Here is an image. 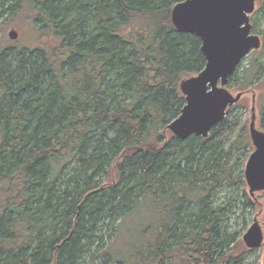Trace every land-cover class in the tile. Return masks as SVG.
I'll return each instance as SVG.
<instances>
[{
    "label": "trees",
    "instance_id": "1",
    "mask_svg": "<svg viewBox=\"0 0 264 264\" xmlns=\"http://www.w3.org/2000/svg\"><path fill=\"white\" fill-rule=\"evenodd\" d=\"M180 1L0 0V264L244 257L225 250L212 197L244 178L231 161L248 132L228 141L238 102L206 137L166 129L180 81L205 65L200 39L171 23ZM26 24L35 44L6 37ZM258 117L264 129V93Z\"/></svg>",
    "mask_w": 264,
    "mask_h": 264
},
{
    "label": "water",
    "instance_id": "2",
    "mask_svg": "<svg viewBox=\"0 0 264 264\" xmlns=\"http://www.w3.org/2000/svg\"><path fill=\"white\" fill-rule=\"evenodd\" d=\"M256 0H183L172 7L173 27L195 34L201 41L204 67L194 75L182 79L179 91L185 104L180 114L166 129L176 138L190 135L206 137L220 123L229 106L237 103L243 92L232 93L228 80L241 60L252 50L259 49L261 39L252 33L250 14ZM15 29L8 31L9 40H16ZM255 96L252 95L248 135L253 147L245 167L244 180L248 193L264 190V130L256 127ZM247 249L258 248L263 242L262 228L255 217L242 235Z\"/></svg>",
    "mask_w": 264,
    "mask_h": 264
},
{
    "label": "rangeland",
    "instance_id": "3",
    "mask_svg": "<svg viewBox=\"0 0 264 264\" xmlns=\"http://www.w3.org/2000/svg\"><path fill=\"white\" fill-rule=\"evenodd\" d=\"M249 23L251 25L252 33L257 34L260 37L261 46L259 49L250 51L241 60L238 65L236 79L231 81L227 86V88L234 94L238 91V87L236 86L243 81L242 77L246 76L248 82H250L247 86L243 87L245 92H243L238 103L233 106L231 115H238L239 117L233 125L234 127H232L231 137L228 141H232L238 135L241 128H244L245 131L248 132L252 95L255 96V124L256 127L261 129L258 117V99L260 96H263L264 93V86L260 85V83L264 81V0H256L255 10L250 14ZM10 29L16 30L18 37L13 41H17L19 45L35 44L34 42L36 41V38L34 39V35L31 33L27 24L26 26H19V28L15 25H7L5 30L7 38ZM253 70L254 73L257 72V78L250 81L251 71ZM227 147L228 143H225V148ZM252 150L253 147L250 145L233 154L231 163L233 165L232 171L234 174L244 172L246 161ZM243 181L227 187L225 184H222L220 188L215 189L216 191L214 190L212 197H216V202L213 206L223 212L224 221L221 225L222 229H225V231L232 236V239L225 250L234 248L238 245L235 255H239V257L244 255V257L239 260L238 264H264V190L255 192L254 195L251 196L248 193V186L246 185L244 178ZM255 217L262 228L263 242L258 248L250 250L247 249L242 242V235L249 228ZM96 249L97 248L93 247L92 253H95V251H97ZM242 249L244 251H241Z\"/></svg>",
    "mask_w": 264,
    "mask_h": 264
}]
</instances>
